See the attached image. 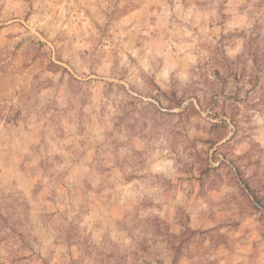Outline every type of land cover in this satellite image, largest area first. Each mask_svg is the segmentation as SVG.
I'll return each instance as SVG.
<instances>
[{
    "label": "rangeland",
    "instance_id": "374dc122",
    "mask_svg": "<svg viewBox=\"0 0 264 264\" xmlns=\"http://www.w3.org/2000/svg\"><path fill=\"white\" fill-rule=\"evenodd\" d=\"M0 264H264V0H0Z\"/></svg>",
    "mask_w": 264,
    "mask_h": 264
}]
</instances>
